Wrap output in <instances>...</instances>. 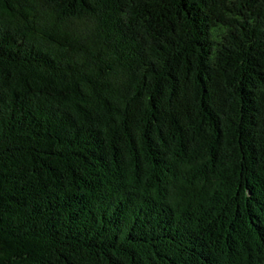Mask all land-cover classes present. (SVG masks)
Masks as SVG:
<instances>
[{
  "label": "trees",
  "instance_id": "obj_1",
  "mask_svg": "<svg viewBox=\"0 0 264 264\" xmlns=\"http://www.w3.org/2000/svg\"><path fill=\"white\" fill-rule=\"evenodd\" d=\"M0 264H264V0H0Z\"/></svg>",
  "mask_w": 264,
  "mask_h": 264
}]
</instances>
